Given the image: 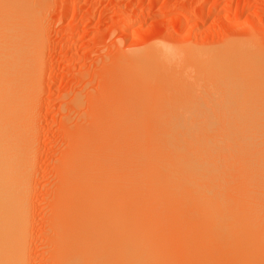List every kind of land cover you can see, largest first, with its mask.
<instances>
[{"label":"rangeland","instance_id":"374dc122","mask_svg":"<svg viewBox=\"0 0 264 264\" xmlns=\"http://www.w3.org/2000/svg\"><path fill=\"white\" fill-rule=\"evenodd\" d=\"M27 1L29 3V0H26V2ZM31 1L32 0H30V2ZM38 6V8L32 7L33 12L32 10H30V14L32 13L30 18L32 19L29 20L31 23H29V21L27 22V24L29 23L30 26L34 22H36L34 23L35 25L33 24L34 26L32 25V30H36L35 32L37 33H35V37L33 40L35 43L33 42V44L31 45L33 50L31 49V47L29 50L32 55L33 53H35L34 56L36 60L35 58L33 59L36 62L32 59V67H34V69H32L34 72L31 87L30 89H28L30 93L29 119L32 124L33 133L31 137L28 133V150L25 159L26 175L29 176L27 210L28 215L25 234V263L76 264L77 262H79L81 264H102L103 261H96L98 258L99 260H104L103 264H116V262L122 263L121 260H123V257L121 255L120 257H122V259H119L118 256V260L120 261L108 263V261L105 260L107 259V248H103L104 252L106 250V252L103 254L104 258H102L103 251L100 250V253L99 250H97L98 252L95 251L91 254H89L88 252V254L90 255V260H88L89 258H87L88 255L87 257L84 255L86 257L85 259V257L81 254L80 256H82V259L79 257V259L77 260L80 261H77L75 260L76 258H74L69 248L66 245H62V243H60L62 234L64 232L65 221L72 222V220L69 219H72L75 216V214L72 213V218L70 217L66 220V218H68L70 215L68 214L67 216H65L66 206L69 203V201L67 200V196L65 195L66 188L77 182H79L78 184L80 185L82 184L81 181H83L82 185H88L90 187H96L98 184H100V175L105 170V168L97 169L98 163L101 159L108 162L110 166L113 167V172L121 175L119 181L115 180L117 181L116 183L123 182V179L125 177V179L128 180L126 181L124 179L125 185L124 182L119 183V186H121L122 184L120 188L119 186H117L118 184H115V181L112 182L114 183L112 184L110 180L106 181V179L104 178V182H108V186L110 188H112V186H116L115 188L111 189L112 191H110L113 192V189H115L113 193L109 192L110 188L108 187L107 193L110 194H108V199L111 198L110 200L112 201V199L116 197L114 200L117 201L121 196V202H119L118 209H121L122 211L124 210L123 212L126 211V213L129 215L135 213L134 210L137 209L139 212V220L137 216H135L136 218L134 219L133 215L132 220H136V222L138 220L140 223L144 222L143 224L141 223L142 225H144L147 221L153 222L150 223L152 225L149 224L150 227H148V223L145 227L148 229V231H150V236H155L157 232L155 224L157 225V222L158 224L160 222H163L164 218L165 221L164 223H160L158 225V230L160 229L164 233L165 231H168L170 229L171 231L169 233L171 234L173 231L172 235L166 232L164 234L162 233L165 236L166 234H169L167 235V241L169 240L168 244L167 242H165L167 236H164L165 239L163 242L161 241V239H159V237H157L161 234L159 231L158 232L160 234L157 233V236H151L156 240L158 239V242H161V244L158 243L160 246L159 248H157L158 250L153 248L154 250L158 252L160 249V251L166 253L165 255L167 256L165 257H172L173 255L170 256L168 254H175L176 252V255L180 254L179 257H181V251H178V249L183 246V243L180 241V239L182 240V237L178 240V236H181V233L185 231H187L188 233L189 231H191L190 234L192 233V231H194L191 235L189 234L191 238L193 237L194 233L197 235V237L202 233H204V235H207L205 237H208L210 235L207 241L210 239L212 240L211 242L213 244L210 243V241L209 243H202L204 244L205 248L207 246H213L209 249L214 250L215 253L218 252V255H222L224 252L227 253L232 249L231 245L233 244V250L235 251L233 253L231 251L228 252L232 253V255L230 254V256H228L227 254V259L229 257L228 261L230 262V260H232L231 257H233V260L235 261V258L241 256V248L243 246L239 250V256H236V245L239 244L240 246V240L237 243L236 241L234 242L232 240H228L232 242L230 245V242L226 243L225 241L223 243L225 239H222L221 237L222 235L224 236V234H221V230H224L223 228L226 227L224 225H226V223L229 221V219H227L226 217H231V220L227 223V225L231 223L233 218V223L231 224H234V227L232 228L231 225L232 229L236 227L238 229L244 228L240 225V227H238V223H236L237 221H241L240 223H242V225H244L245 223V228L249 227L251 228V231H254V229H252L253 227L256 229V233L255 231H252L253 234H256V236L251 234L254 237H260L262 233L264 234V194L262 193L264 192V174L263 176H260V173L257 174L254 170L251 172L252 169L247 168L248 166H236L238 164L237 162V164L234 165V160L238 158L236 155V158H234L235 156L232 155V153L230 154V156L226 155L227 157H229L227 159L228 161L232 160L229 163H227V157L225 158L224 156H221L223 157V159L221 158L220 160H225L226 165L229 167V169L227 167L225 171L226 174H224V179L222 178L221 181L219 180L220 183H217L218 185L213 187V194H210V192H208L212 188H210V186L206 188L205 186V193H207V197L210 195V198H207L205 193L204 194L206 198L203 195L202 196L204 200L208 199L207 201H204L200 196H198V198L194 197V199L192 198V200L190 197H192L194 193L190 192L189 190L187 191L184 185H181V188L180 185L177 186L178 190L181 189L183 191L182 192L181 190H179L178 193L175 184H172V187L174 188L173 189L167 181H164L165 179L163 180V155H165L166 149L168 147L167 134L171 129V121L172 119H177L178 117H198L197 119L202 123L197 121V124L195 125L196 127L193 126L194 130L193 127L192 130L196 131V129L201 126L199 127V129H197L199 133H197L196 131V135H199L200 132L202 133V131L210 132L212 130L214 133H212L211 131V134L208 133L209 135L207 136V138H214V134L216 133L215 135H217V137L215 136L216 139L213 141L212 145H220L222 143L221 138L224 136V134L226 135L227 132V135L229 136H234L233 133H238L239 135H241L242 133H247L250 130H257V128L262 125L263 122H261V120V124L259 122L260 125H258V122L256 124L255 120L259 121L257 118H261L263 121L264 119V83L261 88L260 85H258L264 80V72L262 73L263 75L261 74L263 77L257 76L259 77L258 79H262L261 82L257 81L256 83L259 82L258 84L255 83L254 86H250L253 89H249L251 90V92L247 90L248 88H243V91L244 89L247 90L246 92L244 91V95H246L244 96L242 91H240L241 93L238 92L240 90L239 88V90H234L236 89V87H232L233 89L231 90V87H229V83L232 80H230L229 76L227 75L233 73L234 70L222 68L220 64L218 66L219 60L214 61V59H217L218 57V59H221V57H224V59H228L230 58V54L231 57L235 55L232 58H236V51H238V49L240 48L247 49V52L250 53V55L256 60L260 59V57L264 58V0H43V2L41 1L40 5ZM29 7L31 9L30 4ZM36 36L38 39H36ZM231 45H234V47H232ZM160 46H164V48L166 47L168 49L169 57L170 54L173 53V60L175 59L174 61H177L174 62L171 60L173 64L177 63V65H172V68L174 69L166 72L167 74L163 78L164 80L161 81V85L158 84L159 81L157 82L159 76H161L162 74L161 71V74L158 75L155 69L153 70L152 68V71L148 66L144 65V67V63L141 64L142 62H139L138 60V58L143 53L147 52L150 48L155 49ZM230 47L232 49L234 48V51L236 50V53H234V51L230 49ZM224 49L226 51L230 49V53H228V51L226 56L224 54L226 53ZM231 50L233 51V53H231ZM188 51L191 54H188ZM221 51L224 53H222ZM154 52L157 53L155 54ZM154 52L149 56V60H155L161 57L162 54H160L158 50ZM158 54L160 55L157 56ZM206 57L209 61L206 60ZM211 60V63L213 65H210ZM199 61L204 65L202 63L199 64ZM205 62H209L210 64ZM207 64H209L208 67H206ZM214 64H216L215 67H213ZM178 65L179 67H176ZM146 67L149 68H147L149 71H146ZM254 72L255 71L252 72V75L254 74ZM146 74L152 75L149 78H153L154 74H157L155 75L157 78L154 77L156 81H154L153 79H148L146 77ZM140 75H143V77ZM144 77L146 79H143ZM257 77H254V79H256ZM162 84L164 86H162ZM227 84H229V86ZM257 87L259 88V91ZM255 89H257L256 93L254 92L256 91ZM247 92L253 93L254 95L251 94L252 96H247ZM239 96H241L242 98ZM116 115L118 116V119L116 118V120L119 121V119L122 118V120L120 119V121L125 122V127L129 125L127 129L124 127V130H128L127 133L133 132L131 135L129 133L124 134L126 133V131L124 132V130H121L122 127H120L123 126L122 123L121 125H119L118 121V123L115 119V121H113L112 116L115 118L117 117ZM123 116H130L128 118L132 119L133 122H130V119L127 120L128 118L125 119ZM142 118L148 119V122L144 131L141 132V130L139 129L138 133V129H136L138 125L136 124L139 123H137V120ZM211 118H213L214 120ZM110 120L113 121H111L112 123L115 122L114 125H119L122 132L120 131V133H118L119 128L117 126H115L116 129L113 128L114 126L111 128L112 130H114V133L109 132L111 131L109 130L110 127L113 125L110 124ZM202 120L205 121V123H203ZM106 121L109 123H107ZM253 121L255 122V125ZM251 122L254 126L251 124ZM132 124L136 125L135 131H129L132 128L134 130V127L130 126ZM248 125L250 126L248 127ZM99 126L100 128H98ZM97 129H99V131L102 130L101 132H105V134L109 132V134L111 133V136L108 139L102 138L104 139V141H101ZM218 129L220 132L218 131ZM105 134H103V136H109V134ZM206 134L207 133H205V135H197V140L201 139L200 136L206 137ZM218 135L221 136V138ZM236 135L234 137H236ZM98 139L102 142H100L103 145L102 149L99 148V146L101 147L102 145H100ZM103 142H105V144ZM197 143L200 144V140L197 141ZM89 145L90 147H88ZM138 145H141L142 149L138 147ZM214 150L216 156V149ZM100 151H103V153H101ZM207 154H209L208 151ZM218 155L219 154H217V156ZM213 157L211 159L209 158V161L211 163L214 162ZM230 157H232V159ZM218 160L219 158L217 160L215 159V162H217ZM74 161H76L77 164ZM233 161L234 166L232 167L233 169H231L230 165L232 166L231 163ZM87 164H89L90 167L86 174L84 172H86L87 170ZM70 166H74V168H71ZM235 166L238 167L237 169H239V171L241 168L243 169L245 173L242 174L244 175L243 178L240 175V172L235 169ZM69 167L71 168V170L75 169L72 174H70L69 172ZM243 167L246 169L244 170ZM228 170L230 172H228ZM246 170L249 172H247ZM235 173H239V176H237ZM229 174H232V176H229ZM234 174L237 177L231 179V177L233 178ZM84 175H86L85 178ZM118 175H116L115 178H117ZM231 183L234 184L232 185ZM222 185L224 186V188L222 187ZM257 187L259 188L258 190ZM219 188H222L224 191ZM232 190L234 191L231 192ZM220 191L223 192L224 196H222ZM116 192L125 193L128 197H125L124 194L123 199V195L121 193L116 194ZM215 193L216 195H214ZM178 194H180L182 197H179L180 195ZM170 195L173 196L171 197ZM188 196L190 197L188 198ZM223 197H228V199H230V197L232 198L230 200H225ZM184 198L186 199L184 200ZM177 199L181 202H179ZM256 199H258V201ZM203 201L206 202V205L202 203ZM234 202L235 204H233ZM258 202L259 204H257ZM137 203L140 205H138ZM194 203L197 205V207ZM177 205H179L180 207ZM186 205H188L187 208ZM201 205H203L202 211L198 210L199 208H201H198V206ZM214 205L215 207H217L216 209H213ZM193 206H195L196 208ZM206 206L209 208V212L212 210L214 211V213H208L212 214V216H210V219L211 217H216L214 220H212L213 218L211 220H209V218L206 219V217H209L208 215H206V212H208ZM130 207L132 209H130ZM129 210L130 212L131 210H133V213L130 214ZM146 210L148 213L146 212ZM233 210L236 211L234 212ZM150 211L151 214L149 213ZM170 211L174 212L171 213ZM175 211L181 212L176 213ZM199 212L202 214H200ZM141 213H145L146 215H148V217L146 215H142ZM174 214H176V216ZM185 214L188 216V218H192V223L191 221H185ZM198 214L200 215L197 217ZM232 214L234 216H232ZM140 215L144 217L142 218ZM149 216L151 219H149ZM165 216L168 217L166 218ZM178 216L179 219H181L179 224L183 223V227H187H185L184 230L180 225H176V223H174L178 222L176 220H173ZM145 217L146 219L148 218L146 222L144 220ZM89 218V216H84V219L86 221H88ZM98 218L95 219V217L91 216L89 220H93V222H85V220H83V217H80V220H82V224H84L85 222L86 226L88 225L87 229L89 227V231L91 232L93 231V229H91L92 227L99 226V220H101L100 222L103 221V218ZM157 218L159 220L161 219L162 221L160 220L156 222ZM196 218L200 219L197 221ZM220 218L221 221L227 220L226 223L221 222L220 220H216ZM154 219L156 220L153 221ZM202 219L203 222L201 221ZM168 220L173 222L171 223ZM207 220H209L210 223H208ZM215 220L216 222L211 224L212 221L214 222ZM194 222L199 223L195 224ZM204 222L208 223V225ZM217 222L218 231L220 229L221 233L217 231L216 227L212 229L213 225L217 226ZM165 223L168 224L169 227H167ZM184 223L189 225H184ZM200 223H203L202 226ZM170 224H172V226ZM248 224L255 225L252 227L247 226ZM90 225H92V227ZM100 225L104 226V224L102 223ZM221 225H223V228L221 227ZM235 225L237 226L235 227ZM179 226L182 232H178ZM102 227L99 226V230H97L99 233H97V236L99 235L98 237L103 238L105 236H109L110 232H107L105 229H109L110 226H105L106 228L103 229L104 232H107H105V235L104 232L101 231ZM154 227L156 230H152L154 229ZM173 227L174 230L172 229ZM227 227L225 229V233L227 235L229 234V239H231V235H235L233 233L235 232V230H237V228L234 229V231L231 230L232 232H230L227 231ZM206 228L208 229V231L212 229L213 235L215 233H219L216 236L217 238L221 237L222 241L217 240L216 237L214 239V236L211 235V232L209 233ZM249 228L248 230H250ZM176 229L178 231H176ZM198 229H202L204 232H199ZM204 229H206V231ZM261 229L263 230L261 231ZM95 230L93 233L91 232L93 236L94 233L97 232ZM243 230L244 229L238 232H242ZM248 230L246 229L244 231L245 233H239L242 237L238 234V232H235L238 234V237L236 235V238H246L245 240L248 241L247 238L251 237H246L247 233L248 235L249 233H251V231L249 232ZM259 230L260 232H258ZM102 232L104 236H102ZM177 232L180 234L174 235ZM162 234L160 238H162ZM184 234L182 233V236ZM218 235L220 236L218 237ZM170 236L171 238H173L174 236V240L171 241ZM210 237H213V239H211ZM228 237H225L226 240ZM202 238L203 237L197 238L198 240H200V243L203 240ZM236 238L234 239L233 237L232 239L236 240ZM194 240L193 243L196 242ZM249 240H253L252 243L254 245L255 239L253 238ZM256 240V242H258V240L262 242V239L260 240L258 238ZM174 241H180L182 245L178 247L179 243H176ZM217 241H221L222 243H217ZM184 242L190 244L186 241ZM175 243L178 245L177 248ZM193 243L192 245H190L192 246V248ZM151 244L152 243L148 245L149 248L151 247ZM156 244L157 243H153L152 247H157ZM173 244L175 246L174 248L172 247ZM244 244H246V242ZM257 244H259V242ZM263 244L264 238L261 245ZM247 245L248 244H246L245 246ZM186 246L187 248H184V245V247L181 249L186 252L188 250H191V248H188L189 245ZM195 247L197 248V246ZM200 247L201 246H199V250ZM115 248L117 247L115 246ZM175 248L176 252H173V249ZM254 248H258V246L256 247L255 245ZM260 248H262V246ZM193 250L194 249H192V251ZM204 250L205 249L203 248L202 250L201 247L202 253ZM243 250L245 249L243 248ZM260 250L259 252H264V248L263 251ZM249 252H247L249 255L253 253L252 249ZM192 253L188 252L187 256L191 255ZM242 253L244 254L245 252ZM262 253L258 254L260 256L264 255ZM96 254L100 255L101 257ZM161 254L159 259L160 264L162 261L161 258L165 261L166 259H170H165L164 256H161ZM197 254H199V256L201 255L200 262L204 255L207 256L206 253ZM213 255L214 254H212V258ZM218 255L217 257L221 256ZM252 255L255 256V253L251 254L249 258ZM76 256L77 255H75V257ZM92 256L94 257V259ZM185 256L186 255H184V258L186 259L187 256ZM195 256L196 255L194 254L193 257ZM222 256L225 257L224 254ZM208 257H210V254L208 255ZM205 258H203L204 261H202L208 263L210 259H208L207 261V257ZM249 258V261H244V259L246 260V258L244 257L243 261L245 263L247 262L246 264H256L255 260H260L261 257L258 259L257 257H255L256 259H253L254 262L251 261V258ZM195 259L198 260L199 257L194 258L192 262L196 263L199 261H195ZM213 259H211V261ZM85 260L88 261L85 262ZM170 260L166 261V264ZM180 260H182V257ZM262 260L264 259L262 258ZM213 261L211 262V264L216 263V261ZM218 261L222 264L228 262L226 261V259L224 261L222 259H218ZM236 261L238 264L243 263L238 259H236ZM124 262L125 261L123 260V263ZM170 262H172V260ZM170 262L168 264H170ZM176 262L173 264H176ZM200 262L198 264H200ZM203 262L202 264H204ZM233 263L230 262V264ZM257 264L263 263L258 261Z\"/></svg>","mask_w":264,"mask_h":264},{"label":"bare ground","instance_id":"6f19581e","mask_svg":"<svg viewBox=\"0 0 264 264\" xmlns=\"http://www.w3.org/2000/svg\"><path fill=\"white\" fill-rule=\"evenodd\" d=\"M41 1L43 2V0H32L31 1L32 3H31L30 0H29V3H28V1L26 2V0H0V264H24L26 262L25 261V257H26V249H25L26 248V238H25V234H26L27 215H28L27 214V212H28L27 210H28V191H29V187H28L29 179H28V177L29 176L26 175V162H25V159H26L27 150H28V145H27L28 133H29L30 137H31V135L33 133L32 124H31V121L29 119V117H30V104H29L30 103V93H29L28 89H30V87H31V82H32L33 72H34L33 71L34 67H32V59L35 58V56H34L35 53H33V55H32L29 50H30L31 45L34 42L33 40H34V37H35V33H37V32H35L36 30L35 31L32 30L33 29L32 27L35 25L34 23H36V22L33 23L34 25L32 24L33 26L32 25L30 26L29 23H31V22L29 20L32 19V18H30L31 17V14H32V13L30 14V10H32L33 8H38L39 7L38 5H40ZM29 4L31 6V9L29 7ZM32 12H33V10H32ZM28 21H29V23L27 24ZM36 29H37V27H36ZM33 33H34V35H33ZM36 39H38L37 36H36ZM36 43H37V41H36ZM232 47H234V45ZM235 48H237V47H235ZM31 49L33 50L32 47H31ZM230 49H232V48L230 47ZM230 49H228L227 51L224 49V51L226 53H224L222 51L221 52L224 53L225 56H226L227 52ZM156 50H158V52L160 54H162L161 57H159L158 59H155V60H153V59L152 60H149V56L152 55V53L154 51H156ZM232 50L234 51V48ZM34 51H36V50H34ZM233 51L231 53H233ZM235 51H234V53L237 52V55H236L237 57L236 58H232L235 55H233L231 57V54H230V56H229L230 58H228V59L227 58L224 59V57H221V59H218L219 58L218 57L217 59H214V61L215 60H219L218 61V66L220 64V66L222 68L234 70V72L231 73L230 75H227L226 74L227 76H229V79L232 80L229 83L230 86H229V84H227V85L229 87H231V90L234 87H236V89H234V90H237L239 88L240 90L238 89L239 90L238 92L242 91L243 92V95H244V91L246 92L248 90L249 92H251V90H253L252 87H250V86H252V85L254 86V84L257 81L261 82L262 79H258L259 77H257V76H262L263 75L262 73L264 72V58L260 57V59H258V60L254 59L250 55V53L247 52V49L240 48V49H238V51H236V52ZM154 53L156 54L157 52H154ZM228 53H230V51ZM160 54H158L157 56H159ZM172 54L173 53L170 54V57L172 58L171 59L169 57V51H168V49L166 47L164 48V46L163 47L160 46V47H157L155 49L150 48L147 52L143 53L138 58V60H139V62H142L141 64L144 63L143 66L146 65L149 68H151V70H152V68H153V70L155 69V71H157L156 73L158 75L162 73L161 76H159V78L157 80V82L158 81L160 82V83L158 82V84L161 85V81L164 80L163 78L167 74L166 72L171 71L172 69H174L172 67L175 66V65H177V63L176 64H173L172 63V61L175 60V59L173 60V55ZM188 54H191V53H189V51H188ZM157 56H156V58H157ZM207 56H209V55H207ZM195 57H196V55H195ZM35 60H36V58H35ZM206 60L209 61L208 58ZM174 62H177V61H174ZM211 62H212V60L210 61V63ZM200 63H202V62L199 61V64ZM205 63H209V62H205ZM209 64H207L206 67H208ZM210 65H213V64L211 63ZM215 66H216V64H214L213 67H215ZM148 67H146V71L149 69ZM176 67H179V65L176 66ZM155 71H154V73H155ZM160 71H161V73H160ZM253 71H255V72L252 75V72ZM249 72H251V73H249ZM140 74H142V73H140ZM157 74H154L153 78H149L152 75L146 74V77L148 79H150V80L153 79L154 81H156L155 78H157V77L155 75H157ZM249 74H251L252 77L254 76V77H257V78L254 79V77L252 78L251 75H249ZM140 76L143 77V75H140ZM166 78H168V77H166ZM143 79H146V78L144 77ZM157 82H155V83H157ZM258 83H256V84H258ZM263 83H264V80H263V82H261L260 84H258V85H260V88H261V86H263ZM162 86H164V85L162 84ZM247 86H249L250 88L247 87ZM258 87H257V89L259 91V88ZM243 88H246V89L248 88V89L247 90L244 89V91H243ZM254 88H256V87H254ZM249 89H251V90H249ZM257 89H255L256 90V91H254L255 93L257 92ZM263 89H264V86H263ZM260 91H262V90H260ZM249 92H247V96L253 94V93H249ZM241 96H239V97H241ZM244 96H246V95H244ZM120 116H122V115H120ZM123 117L125 119H127L130 116H127V117L123 116ZM109 118H111V117H109ZM116 118L118 119V116L115 117V118L112 116L113 121H115ZM197 118L198 117L195 118V116H193V117H178L177 119H172V121H171V126H170L171 129H170V132L167 134V138H168V143L167 144H168V147L166 149L165 155H163V157H164L163 158V161L164 162H163V165H162L163 166V169H164L163 180L165 179L164 181H167L169 183V185L171 186V188H173L172 187V184H175V187H177L178 185H180V188H181V185L182 186L184 185L186 187L187 191L189 190L190 192L194 193L192 197L188 196V198L190 197L191 199L192 198L194 199V197H197L198 198V196L202 197V199H203V196L205 197V194H206V197H207V193H205V186H206V188L208 186H210V188H212L211 189L212 191L209 190L208 192H210V194L211 193L213 194V187H215L216 185H218L217 183H220L219 180L220 181L222 180V178L224 177V174H226L225 171H226V169L228 167L226 165L225 160H220L221 158L223 159V157H221V156H224L226 158L227 157L226 155H229L230 156L231 153L234 156L236 155L237 158H238V159L234 160L235 163H234V161L231 163L232 164V166L230 165L231 169H233L232 167L238 163L236 166H240V167H241V165H244L246 167L248 166L247 168H251L252 169L251 172L254 170L257 174L260 173L259 175L260 176H263V174H264V119H263V121H262L261 118L260 119L257 118L259 121H256L255 120L256 124L258 122V125H260L261 122H263L260 127L257 125L259 127V128H257V130H254V131L250 130L249 132L246 131L247 133H242L241 135H239L238 133H236L238 135H236L235 133H233L234 136L236 135V137L231 136V135L230 136L227 135L228 134V132H227L226 135L225 134H224V136L222 135L223 136L222 138H221V136L218 135L222 139V143L220 145H217V144L212 145L213 141L217 137V135H215L216 134L215 133L214 134V138L211 137V136H210L211 138H207V136L209 134H211V131L212 130L210 132H203V131H202V133L200 132L199 135H201V134L202 135H205V133H207V134H206V137L205 136H202V137L200 136V138L202 140L199 139L200 140V144L197 143V141H199V140H197V138H198L197 135L198 134L196 135V131H197V129H199V127H201V126H199L196 129V131H193L194 130V127H196L195 125L197 124V121H199ZM120 119L122 120V118H120ZM120 119H119V121L116 120V122L118 121L119 122V125H121V123H122L123 126H120V127H122L121 130H124L125 128L127 129V127L129 125H127V127H125L124 126V123L125 122H121ZM129 119L130 118H128L127 120H129ZM211 119H213V118H211ZM130 120H131L130 122H133L132 119H130ZM260 120H261V122H260ZM107 121H108V119H107ZM111 121L112 120H110V122ZM137 121H138L137 123H139V124H136V125H138L137 126L138 128L136 127V125H134L135 124L134 123V124L130 125L131 127H134V130L132 128L129 131H135V127H136V129H138V133H139V129L141 130V132L144 131V129L146 127V124L148 122V119L142 118V119H138ZM112 122L110 124L111 125L113 124V125L110 127L109 130H111V131H109V132H111V133L113 132L114 133V130H112L111 128L114 126L113 128L116 129L115 126H117L119 128L118 133H120L121 130H120L119 125H117V124L114 125L115 122L114 123H112ZM199 122H201V121H199ZM206 122H207V120H206ZM255 122L253 121L254 125H255ZM259 122H260V124H259ZM107 123H109V122H107ZM203 123H205V121H203ZM251 124H252V122H251ZM207 125H209V124H207ZM249 126L250 125H248V127ZM192 127H193V130H192ZM98 128H100V126ZM97 130L99 132V135H100L99 138L101 139V141L102 140L104 141L105 138L108 139L111 136L110 135L111 133L109 134V132L107 133V134H109V136H108L107 134H105V132L104 133L101 132L102 130H100V131H99V129H97ZM125 131H126V133H124V134H128L129 133V132L127 133L128 130H124V132ZM218 131H219V129H218ZM132 133L133 132H130L129 134L131 135ZM197 133H199V131H197ZM212 133H214V132L212 131ZM103 134H105L107 136L105 137V136H103ZM95 136H96V134H95ZM89 137H91V136H89ZM102 138H104V139H102ZM203 138H205V139H203ZM98 141H99V139H98ZM101 141H99V143ZM139 142H140V139H139ZM101 143H100V145H102ZM103 143L105 144V142H103ZM138 144H140V143H138ZM88 147H90V145ZM138 147H140L142 149L141 145L140 146L138 145ZM99 148L102 149L103 148V145L101 147L99 146ZM214 149H216V156H215V153H214L215 152ZM218 150H219V152H218ZM207 151L209 152V154H207ZM100 152L103 153V151H100ZM217 154H219V155L217 156ZM213 156H215V157H213ZM236 156L234 158H236ZM212 157H213V161H214L213 163L214 164L209 161ZM214 158L216 160L219 158V160L217 162H215V159ZM228 158L229 157H227L226 160ZM230 158L232 159V157H230ZM89 159H90V157H89ZM237 160H240L242 162V164H241L240 161H237ZM230 161H232V160H230ZM230 161L227 160V163H229ZM74 162L76 163V161H74ZM233 163H234V165H233ZM71 165H72V163H71ZM87 165H88V167L86 166L87 170L84 169V170H86V172H84L86 174H87V171L89 170V167H90L89 164H87ZM74 166L73 167L70 166V167L71 168H74ZM70 167H69V170H70L69 172H70V174H72L75 169H72L71 170ZM101 168H105V170L100 175V180H101L100 184H98L96 187H90L88 185H82L83 184V181H81L82 184H80V185L78 184L79 182H77V183H74L73 185L68 186L66 188L65 195L67 196V200L69 201V203L66 206L65 216H67L68 214H70L71 216L69 215L68 218H66V217L65 218H66V220L69 219L70 217L72 218V216H73L72 213H74L75 216H74V218L69 219V220H72V222L71 221H65V224H64V232L62 234L61 242L60 243H62V245H66L69 248V250L73 254L74 258H76L75 260L79 259V257L81 258L82 257V256H80L81 254L83 256L85 255L86 257L88 255L87 258H89L90 257L89 254H91L92 252H95L97 250H99L100 253H101L100 250L103 251L102 252V258H104L103 254L106 252V250L104 252V249L107 248V253H106L107 254V257L106 258L107 259H105V260H107L108 263L115 262V261H120V260H118V256H119V259L120 258L122 259V257H123V260L125 261L123 263V260H121L122 263L119 262L120 264H125V263H127V264H160V260H159L160 259V254L163 253V252L160 251V249H159V251H158L159 253H158L156 250H158L157 248L160 247L158 243L161 244V242H158L157 241L158 239L156 240V239L152 238L154 235L153 236L151 235L152 236L151 237L150 236V231H148V229L145 228L147 226V223H148V227H150V225H152L150 223H153V222H148V221L146 222V220H148V218L146 219V217H145L144 220L146 222L145 223L146 225L145 224L142 225L144 222L143 223L141 222L142 223L141 224L138 221L139 220V218H138L139 217L138 216L139 212H138L137 209H136L137 211L134 210L135 213H133V210H131V212L129 210L130 214L133 213L132 215L134 217L132 215L127 214L126 211L123 212L124 210L122 211L121 209H118L119 202H121L120 201L121 196H120V199H118V200L116 199L117 201L114 200L116 197H114V198L112 197L113 198L112 201L110 200L111 198L108 199L109 198L108 196L110 194L107 193L109 186H108V182H106V181H109L110 180L111 183L114 182L115 180H118L119 181V178L121 177V175L120 174L118 175L117 173L113 172L114 171L113 167H111L110 164L108 162L104 161L103 159H101L99 161L97 169H101ZM237 168L238 167H236L235 169H237ZM228 169H229V167H228ZM245 169L246 168H244V170ZM237 171H239V169H237ZM228 172H230V171L228 170ZM239 172H240V175L243 178L244 175H242V174H245L244 171H243V169L241 168ZM241 172H243V173H241ZM247 172H249V171H247ZM235 174H234L233 178L231 177V179H234L237 176H239L238 175L239 173L236 174L237 176ZM116 175H118L117 178H115ZM227 175H228V173H227ZM229 176H232V174L231 175L229 174ZM241 176H240V178H241ZM246 176H247V174H246ZM85 177H86V175H84V178ZM104 178L106 179V181H105L106 183L103 180ZM122 179H123V176H122ZM124 179H123V182H124ZM262 180H263V178H262ZM126 181H128V180H126ZM116 182L117 181H115V184L116 185L118 184L117 186H119V183H123V182H119V183H116ZM232 182H234V181H232ZM104 183L107 184V185H105ZM112 184H114V183H112ZM124 185H125V182H124ZM121 186H122V184H121ZM121 186H119V187L121 188ZM263 186H264V180H263ZM115 187L116 186H112V188H115ZM222 187L224 188L223 185H222ZM112 188H110L109 192L112 191L111 190ZM122 188H124V187H122ZM226 188H227V186H226ZM219 189H222V188H219ZM258 189L259 188L257 187V190ZM114 190L115 189H113V192H114ZM179 190H181V189H179ZM179 190H178V187H177V192L178 193H179ZM222 191H224V190L222 189ZM222 191H220V192H221L222 196H224ZM233 191L234 190H232L231 192H233ZM113 192H110V193H113ZM118 193H121V192H118ZM118 193L116 192V194H118ZM218 193H219V191H218ZM262 193L264 194V192H262ZM121 194L123 195L122 198L124 199V194L125 193H121ZM178 195H180V194H178ZM214 195H216V193ZM126 196L127 195L125 194V197ZM117 197H119V196H117ZM179 197H182V196L180 195ZM228 197L227 198H224L223 197V198L225 200L226 199L227 200H230L232 198V197H230V199H228ZM177 198H178V196H177ZM207 198H210V195ZM185 199L186 198H184V200ZM224 199H223V201H224ZM207 200L208 199H205L204 201H207ZM235 200H237V199H235ZM250 200H252V199H250ZM256 200L258 201V199H256ZM204 201L202 203L205 204L206 202H204ZM179 202H181V201H179ZM214 204H216V203H214ZM233 204H235V202ZM257 204H259V202ZM138 205H140V204H138ZM203 205L198 206V208L201 207L198 210H201L202 211L203 210L202 209V206ZM208 205H209V203H208ZM177 206H179V205H177ZM187 206L188 205H186V208H187ZM195 206L197 207L196 204H195ZM195 206H193V207H195ZM175 207H176V205H175ZM214 207H215V205L213 206V209H216L217 208V207H215V208ZM130 209H132V208L130 207ZM168 209H169V207H168ZM171 209H172V207H171ZM175 209H177V208H175ZM182 209H180V210H182ZM208 209L209 208L207 207V211H208ZM114 210H116V211H114ZM187 210H189V209H187ZM187 210H185V211H187ZM146 212H147V210H146ZM173 212L174 211H172L171 213H173ZM179 212H181V211H178L176 213H179ZM204 212H205V210H204ZM210 212H213L214 213L213 210L210 211ZM210 212L209 211L206 212V215L209 216V217H206L205 216L206 219L209 218V220H211L213 218V217H211V219H210V216H212V214H208ZM145 213L144 214L141 213V214L145 216L146 215ZM149 213L151 214V211ZM200 214H202V213H200ZM200 214H198L197 217ZM203 214H205V213H203ZM142 215H140V216L143 218L144 216H142ZM174 215L176 216V214H174ZM177 215H179V214H177ZM84 216H89L90 218L92 216V217H95V219L98 218V217L103 218L102 219L103 220L102 222H100L101 220H99V221L97 220L98 223L104 224V226L102 225L103 227L99 224V226L102 227V230L101 231H103V229H105L107 226H110L109 229H105L107 232H110V235L108 233L109 236H105L104 238L103 237H98L99 235L97 236V233H99V232L97 230H99V226H97L98 227V229H97L96 226L95 227H92V225H90L92 227L91 229H93V231H91L92 233L94 232L95 229H96L95 231H97L96 233H94V236H96V237H94L93 234L89 231V227L87 229V226L88 225L86 226V224H85V222H88V221H92L93 222V220H89L90 219L89 218L88 221H86L84 219ZM135 216H137V218H138L137 222H136V220H134V221L132 220V217L134 219L136 218ZM146 216L148 217V215H146ZM168 216H165V217L167 218ZM184 216H186L185 217L186 218V220H185L186 222H190L191 221V223H192V220H191L192 218L191 219L188 218V216L186 214ZM192 216H189V217H192ZM232 216H234V215L232 214ZM80 217H83V220H85V222H84L85 225L82 224L83 222H82V220H80ZM203 217H204V215H203ZM203 217H201V218H203ZM158 218H157V220L154 219L153 221H155V220H156V222L157 221H160L161 219L159 220ZM174 218H176V217H174ZM177 218L176 219H173L172 218L173 220L178 221V222H174V223H176V225H180L181 228L184 230V228L186 226L183 227V225H182L183 223L182 224H179L181 219H179V216ZM215 218H213L212 220H214ZM226 218L229 219V221L231 220V217L230 218L226 217ZM98 219H100V218H98ZM149 219H151L150 216H149ZM199 219H197V221ZM187 220H189V221H187ZM194 220H195V218H194ZM209 220H207L208 223H210ZM216 220L217 221L218 220L221 221V218L220 219H216ZM216 220L214 222L212 221L211 224L215 223ZM150 221H152V220H150ZM164 221H165V218H164L163 222H160V223H164ZM168 221H170V220H168ZM201 221L203 222V219ZM226 221H221V222H225L226 223ZM240 222L237 221L236 223H238V227L243 226L244 228H242V229H244V230L242 232H238V231H240L242 229L241 228L238 229L236 227L237 225H235V227L237 228V230H235V232H238V234L239 233H243L246 229L248 230V228H249V227L245 228V223H244V225H242V223H240ZM255 222H256V220H255ZM204 223H206V222H204ZM208 223H206V224L208 225ZM227 223H226V225H224L226 227L227 226L229 227V228L227 227V231L232 232V231H234V229H236V228L232 229L234 227V224H231V223H233V218H232L231 223H229L230 225L229 224L227 225ZM159 224H158V222H157V225L155 224L156 229H157V232L155 231L156 232L155 236H157L160 233L161 234L163 233V231H161L160 229L158 230V225ZM200 224H199V226H200ZM202 224H201V226H202ZM216 224H217V226H214L213 225L212 226V229L214 227H216V229L218 231V228H217L218 227V222ZM83 225H84V227H83ZM166 225H167V227H169L168 224H166ZM170 225L172 226V224H170ZM184 225H189V224H185L184 223ZM231 225H232V228H231ZM254 225H251V224L249 225L248 224L247 226H252L253 227ZM259 225H261V224H259ZM180 226H179V229H178L179 231L177 229H176V231L182 232V230H180L181 229ZM222 226L223 225H221V227ZM226 227L225 228L222 227L224 229V230H221L222 233H221L220 229L218 231L221 234H224V236L223 235L221 236L222 239H225L223 241V243L225 241H226V243L227 242H230L231 240L234 241V242L236 241V243H237L240 240V242H239L240 243V246H239V244L236 245V247H237L236 256H239V254H238L240 252L239 250L243 246L241 248V254H240L241 256L238 257V258H235V261L233 260V257H231L232 260H230V262H232V263L235 262L236 264H238L237 261H236V259H238L240 261V258L242 257L241 258V261L243 262L242 264H246L247 262L245 263L244 261H249L248 260L249 256L251 254H254L255 253V256L252 255L254 258L252 256H251L252 258L250 257L252 259L251 261L254 262L253 259H256L255 257H257V259L261 257L260 260L259 259L258 260H255V262L257 264V262L259 261V262H262L264 264V260H262V258L264 259V255H261V256L259 255V254L262 253V252H259V250L261 249L260 251H263V248H264V246H263L264 244L261 245L263 243V238H264V234L263 233H262L263 236L261 235L262 238H261V236L260 237L259 236L254 237V236H256V234H253V232L255 231V233H256V229L253 227L252 229H254V231L252 230L253 231L252 232L251 231V228H249L250 230H248V231L249 232L251 231V233H249V235H248V233H247V235L244 234V235H246V237L247 236L248 237L251 236L250 238H247L248 241L251 242V243H249L248 241L245 240L246 238L245 239H242L241 238L242 236L240 234L239 235L241 237H239V239L236 238V235L238 237V234L235 233V232L233 233L235 235H233V236L231 235V237L232 238L234 237V239L236 238V240H234L232 238L229 239L230 238V235L229 234L227 235L225 233ZM202 228H204V227H202ZM260 228H261V226H260ZM156 229L154 227V229H152V230H156ZM172 229L174 230V227ZM206 229H204V230L206 231ZM212 229L211 230L209 229L210 231H208V229H207V231L209 233L211 232L210 233L211 235H213L212 234ZM258 229H259V227H258ZM108 230H110V231H108ZM149 230H150V228H149ZM193 230H195V229H193ZM262 230L263 229H261V231ZM170 231L171 230L169 229L168 231H165V232L166 233H169ZM201 231L204 232L202 229H200L199 232H201ZM217 231H215V232H217ZM248 231H246V232H248ZM103 232H102V236L105 235V232H104V235H103ZM178 232L175 233L174 235L180 234ZM185 232H182L183 234L185 233L183 236H182V233H181V236H178V240L182 237V240L180 239V241L183 243V246H181V248H183L184 245H185L184 248H187L186 245H189L188 248L189 249L191 248V250H188L186 252V251H184L181 248L178 249V251H181L182 260H180L181 259V257H179L180 254L179 255L178 254L176 255V253H177L176 252L177 246L179 245L178 247H180V245H182V243H180V241L179 242L174 241V242L179 243V244L177 245L175 243L176 244V248L173 249L174 250L173 252H176L175 254H168L170 256L173 255L172 257H165V256H167V255H165L166 253H163L164 255L161 254L162 257L164 256L165 259L166 258H170L172 260V262L176 260L177 261V262L175 261L176 264L177 263H179V264H196L197 263L198 264L200 262V258H201L200 256L201 255L199 256V254H197V253H200V254L206 253L207 256L204 255V257H203V255H202V257L203 258L207 257V261H208V259H210V260L208 261V263H206V262H203L204 260L202 258L200 264H202V262L204 264H211V262L213 260H215L216 263H217L218 259H222L223 261L226 259V261H228L229 260V257L227 259V254H228V256H230V254L232 255V253L235 251V250H233L234 247H233V244H232L231 245V248L232 249L230 248L231 250L228 251V252L231 251L232 253H228V252L226 253V252H224L223 254H224L225 257L222 256L223 254L221 255L219 253L222 256L221 257L220 255H218V252L215 253L214 250L209 249V248H211L213 246L209 247V246L206 245L208 248L207 247L205 248L204 244L202 243V242H204V243H207L208 242L209 243V241H210V243H212L211 242L212 240H210V239L207 241V239L209 238L210 235L208 237H205V236H207L206 234L204 235V233H202V234L200 233L201 235H203V236H201V235L198 236L199 238L203 237L202 238L203 240L200 243V240L197 239L198 237H197V235L195 233L193 234V237L194 238L193 237L191 238L190 235L194 231H192L191 234H190L191 231H189V233L187 231H185ZM258 232H260V230ZM213 233H214V230H213ZM161 234L159 236H157V237H159V239H161V241L163 242L164 239H165L164 238L165 235L162 234L163 236H162V238H160ZM169 234H171V233H169ZM169 234H166V236L169 235ZM172 234H173V231H172ZM217 234H219V233H217ZM217 234L215 233L213 235L214 236V239L216 237L217 240H221L222 241L221 237H219L221 234L218 235V237L220 239L217 238V236H216ZM251 234H253L254 236L251 235ZM259 234H257V235H259ZM185 235H189V236H185ZM189 237L191 238V241H190V238ZM225 237H228L227 240H226ZM243 237H245V236H243ZM173 238H174V236H173ZM173 238H171V236H170L171 241L174 240ZM176 238H177V236H176ZM205 238H206V241H205ZM210 238L213 239V237H210ZM253 238L255 239L254 245L252 243L253 240H249V239H253ZM258 238L260 240L262 239V242H260L258 240L259 244H257L258 242H256L257 241L256 239H258ZM167 239H168V236L165 239L166 240L165 242H167V244H168L169 240L167 241ZM192 239L193 240L196 239L194 241H196L197 243L196 242L193 243V240ZM228 240H230V241H228ZM184 241H186V242H188L190 244H187ZM221 241H217V243L218 242H221ZM244 241L246 242V244H248L247 245L248 247L245 246L246 244H244L245 243ZM150 243H152V244L153 243H157L158 245L156 244L157 247H152V244H151V247H150L151 249H150L148 247V245ZM192 243H193V248H192V246H190V245H192ZM215 243H216V241H215ZM231 243L232 242H230L229 245ZM164 244H166V243H164ZM194 245L197 246L198 249ZM255 245H256V247L258 246L259 249L258 248H254ZM259 245H261L262 248H260L261 246H259ZM115 246L117 248H115ZM199 246L202 247V250L204 248L205 249L204 250L205 252L203 251V253H202L201 247H200V250H199ZM249 246H251V247H249ZM172 247L173 248L175 247L174 244H173ZM153 248H155L156 250H154ZM243 248L245 250H243ZM192 249H194V250L192 251ZM208 249H209L210 253H209ZM251 249H252V252L253 253H251L249 255L247 252L251 251ZM255 249L257 250V252L259 254L256 252ZM88 252H89V254H88ZM185 252H186V254H185ZM188 252L189 253H192L193 252L196 256L193 257V255H194L193 253L191 255L187 256ZM242 252H245L247 254H245V253L243 254ZM178 253H180V252H178ZM225 253H226V255H225ZM209 254H210V257L211 258L208 257ZM212 254H214V255L217 254L220 257H217V255L216 256L213 255V258H214L213 259L212 258ZM262 254H264V252ZM75 255H77V256L75 257ZM96 255H98V254H96ZM120 255L122 257H120ZM184 255L187 256V257L185 256L186 259L184 258ZM244 255H246V256H244ZM98 256L101 257L100 255H98ZM86 257H85V259H86ZM174 257H177V258L179 257V258L177 259V258H174ZM197 257H199V259H198L199 261L197 259H195V261H198V262H196V263L195 262H192V260H194V258H197ZM244 257L246 258V260L244 259ZM93 259H94V257H93ZM170 259H168V260H170ZM211 259H213V260L211 261ZM243 259H244V261H243ZM88 260H90V258ZM88 260H85V262L88 261ZM91 260H92V258H91ZM161 260L163 261V262L161 261V264H166V261H168L167 259L165 261L162 258H161ZM77 261H80V260H77ZM96 261H100V262L103 261V263H104V260L103 259L102 260L101 259L99 260V258H98ZM181 261H182V263H181ZM215 261H213V262H215ZM93 262H95V261H93ZM169 262H167V264ZM172 262H170V264ZM175 262H173V263H175ZM183 262H185V263H183ZM230 262L228 261V262H226L224 264H228V263L230 264ZM78 263L79 262H77L76 264H78ZM89 263H90V261H89ZM117 263L118 262H116V264ZM218 263L219 264H222L219 261H218ZM235 263H233V264H235ZM79 264H81V263H79ZM111 264H113V263H111Z\"/></svg>","mask_w":264,"mask_h":264}]
</instances>
